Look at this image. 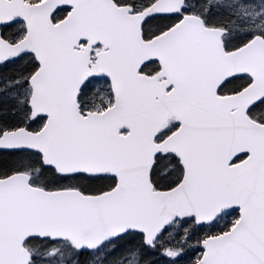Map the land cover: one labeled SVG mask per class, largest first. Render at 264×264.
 Here are the masks:
<instances>
[{
	"label": "water",
	"instance_id": "1",
	"mask_svg": "<svg viewBox=\"0 0 264 264\" xmlns=\"http://www.w3.org/2000/svg\"><path fill=\"white\" fill-rule=\"evenodd\" d=\"M66 6L68 15L54 22L53 14ZM183 6L184 0H160L134 14L132 6L114 0H0V64L34 54L39 67L29 80L31 116H47L38 131H5L0 150L38 151L45 165L64 175L117 178L114 189L96 195L37 187L26 173L0 178V264H28L24 242L31 237L69 239L91 250L139 231L151 244L178 218L210 224L232 208L240 209L237 223L202 242L198 264H264V123L248 113L264 100V38L226 54L222 31L189 15L144 40L142 25L152 11L176 13ZM18 20L27 33L11 43L1 25ZM83 40L107 51L92 62L78 48ZM155 60L162 67L159 78H169L165 84L140 73ZM241 75L253 81L219 94ZM94 76L112 83L115 104L83 115L78 97ZM172 117L180 128L156 143ZM165 149L180 159L184 177L171 190L154 192L151 171Z\"/></svg>",
	"mask_w": 264,
	"mask_h": 264
},
{
	"label": "trees",
	"instance_id": "2",
	"mask_svg": "<svg viewBox=\"0 0 264 264\" xmlns=\"http://www.w3.org/2000/svg\"><path fill=\"white\" fill-rule=\"evenodd\" d=\"M119 1L142 6V3H146L148 0ZM228 2L229 0H205L203 8L207 11L202 13L208 15L209 13L217 12L219 16L215 23L226 25L228 16L232 15ZM235 17V23L238 24L239 13L236 12ZM145 34H149L148 26L145 29ZM5 36L14 40L12 35L5 34ZM236 41L240 42L241 39L237 38ZM37 66L32 55L22 56L13 62L0 66V133L6 129H15L23 125L36 128L34 121L30 119L28 79L37 69ZM8 82H10V85ZM240 87L241 83L236 82L231 85L230 91L236 92L240 90ZM112 102L111 88L104 79L91 81L81 95V103L84 109L101 110L108 107ZM249 113L253 118L264 122V101L251 108ZM157 161L158 163L153 173V180L156 184L160 187H169L175 184L179 178V172L177 173L175 169L176 167L179 171L178 159L173 155L165 154L160 156ZM167 162L174 166L173 171H168L166 168ZM17 171L29 172L36 183L46 187H54L66 183V179L58 176L53 169L43 166L41 157L37 153L29 151H0V177L8 176ZM40 171L46 173L40 175ZM112 180L110 177H98L95 179L81 177L78 185L80 187L83 186L82 188L86 191H96L109 187ZM238 217V211L232 210L217 225L211 227H200L193 220H188L185 222L187 226H179L176 230L169 231L162 244L156 245V248L144 245L139 236L133 233L115 240L116 242L112 241L115 244L118 243L117 246L121 243L124 245L122 246L123 248L117 247L111 251L110 248L114 246L111 243L103 245L94 251H78L65 241L60 242L58 247H60V255L66 256L65 260H63L64 264H103L104 261L108 263L111 260H116L118 258L116 255L120 256L122 252H127V254H124L126 257H123L121 261L115 264H129L135 257L137 258V264H174L172 257L165 256L164 258L160 253L163 249L172 247L186 236L188 243H190V248H188V255L184 260L185 264H196L202 256L201 240L210 234H218L229 230ZM181 259L179 260L181 261Z\"/></svg>",
	"mask_w": 264,
	"mask_h": 264
},
{
	"label": "rangeland",
	"instance_id": "3",
	"mask_svg": "<svg viewBox=\"0 0 264 264\" xmlns=\"http://www.w3.org/2000/svg\"><path fill=\"white\" fill-rule=\"evenodd\" d=\"M31 2H36L39 0H30ZM264 0H238L236 1V5L233 7L235 8L236 11L239 12V14L241 15L240 18H242V20H240L239 22V30L241 29V31L247 33L249 31H253V30H259V29H263L264 26V11L262 14V18H258L255 14V11L257 10V8L260 7V4H262ZM148 2H151V0H148L146 3H142L143 6H146ZM205 0H188L187 2V8L188 10H192L194 12H196V10L198 8H202L203 4H204ZM143 6H139L137 8H143ZM66 14V13H65ZM64 13L60 14L61 16L65 15ZM3 29V33L6 35H12L14 38H16V41L20 40L22 37H24L25 35V26L23 25V23H19L18 25H9V26H5L2 28ZM163 29H158V26L155 27V32H160ZM239 32H238V36H239ZM8 38V37H7ZM238 38V37H237ZM10 39V38H8ZM237 40V39H236ZM246 41H244V37L242 38V40L240 42L234 43L235 47H239L240 45L244 44ZM102 50L101 46H96V48L93 49L94 54L98 51ZM10 80V79H8ZM249 79L248 78H244L242 80H239V82H243L246 83L248 82ZM16 83V81H14ZM8 84L10 85V82H8ZM30 89V88H29ZM45 122V118H40L37 121H34L33 123L36 125V128L41 127ZM178 124L175 120L170 121L166 128L164 129V131L162 132L161 135V139H164V137H166L167 135L171 134L173 131H175L178 128ZM173 165L170 162H167L166 164V168L168 169V171H173ZM176 172H179V175L182 177L181 171L175 167ZM41 174H44L46 172L44 171H40ZM50 175V174H49ZM180 178V177H179ZM51 179V178H50ZM180 244L186 246V248H190V243H188V240L186 237H183L182 239H180ZM118 243L114 244V246H112L110 248L111 250H114L117 247H121L124 245L123 243H121L119 246H117ZM28 245L31 247H36L38 250V256H39V264H64L63 260H65L66 256H63V254L60 255V247L56 246V245H52V243L50 242H45V241H40V240H31L29 241ZM120 248V249H121ZM178 250L180 249H176L173 250L171 252L176 253ZM121 252V251H120ZM119 252V253H120ZM169 252V253H171ZM124 254H127L122 252V255H116V257H118L116 260L114 261H109L108 263H106L104 261L103 264H115L118 261H121V259H123ZM185 258L182 259L181 261L175 262L176 264H185ZM129 264H137V258L135 257V259L130 262Z\"/></svg>",
	"mask_w": 264,
	"mask_h": 264
},
{
	"label": "flooded vegetation",
	"instance_id": "4",
	"mask_svg": "<svg viewBox=\"0 0 264 264\" xmlns=\"http://www.w3.org/2000/svg\"><path fill=\"white\" fill-rule=\"evenodd\" d=\"M229 9H231L232 11H234V0H229ZM211 15H215V13H211ZM152 19V23H151V30L153 31V35L152 36H155L156 33H155V27L156 26H160V27H165L166 26V21H168L169 19V16L168 15H157V16H154ZM235 14L232 12V15H229L228 16V19H227V24L224 25V28H225V35L223 36V42H224V46H225V50L226 51H231V50H234L235 46L234 44L233 45H230V42H233L234 39H235ZM226 26V27H225ZM227 35V39H228V46L225 42V36Z\"/></svg>",
	"mask_w": 264,
	"mask_h": 264
}]
</instances>
